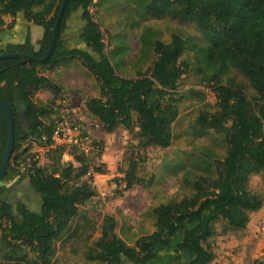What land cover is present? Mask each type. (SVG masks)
I'll use <instances>...</instances> for the list:
<instances>
[{
	"label": "trees",
	"instance_id": "obj_1",
	"mask_svg": "<svg viewBox=\"0 0 264 264\" xmlns=\"http://www.w3.org/2000/svg\"><path fill=\"white\" fill-rule=\"evenodd\" d=\"M110 1L124 4L136 17L147 21L152 17L158 0H71L61 24L57 48L50 61L22 64L17 59L0 61V96L15 114L16 143L9 171L0 184V264H54L56 243L76 236L82 221L88 222L82 210L98 195L92 186L91 164L85 155H76L73 164H61L63 151L49 150V168L35 163L30 170H21V145L29 137L49 138L53 134L48 120L55 114V103L61 88L41 69L68 65L80 60L101 85L102 97L86 103L88 113L96 118L105 131L113 133L122 127L137 131V138L145 148H170L175 135L173 124L178 120L182 98L176 91L187 71H194L213 88L218 97L216 113H205L198 125L207 133L214 131L227 144L223 161L210 149L194 156L186 172L184 184L193 190L180 201H171L150 209L155 220V232L141 237L131 247L116 234L117 221L106 216L101 236L95 248L86 254L88 264H153L158 248H170L175 262L183 256L186 264H212L216 258L211 248L214 225L223 220L235 230L247 229L251 215L264 205L260 195L249 190L251 177L264 173V0H160L172 3L187 18L208 17L210 26L204 32L205 45L187 42L174 35L169 44L161 42L152 28L142 35L143 56L153 51L155 59L147 72L138 79H125L117 74L116 62L106 54L104 33L95 21L97 11ZM64 0H0V37L12 30L16 21L33 23L44 29L39 49L31 36L21 44H0V56L25 54L43 58ZM81 14L84 22L81 47H66L64 35L74 15ZM5 16L14 21L7 24ZM193 52L194 61L182 58L186 50ZM115 50L113 59L125 53ZM238 59L256 96L249 99L241 90L225 85L230 73V56ZM49 90L55 94L52 103L35 101L36 93ZM57 114V113H56ZM23 118L27 127L23 125ZM54 121V120H53ZM9 140V123L0 108V169ZM36 156V155H33ZM101 173V170H96ZM194 176L192 180L190 176ZM30 180L32 188L50 202L41 211L33 212L26 206L17 208L1 200L11 192L10 183ZM125 191L135 186L151 188L153 180L139 176L138 164L131 162L125 178ZM74 182L73 186H69ZM28 249L34 259H28Z\"/></svg>",
	"mask_w": 264,
	"mask_h": 264
},
{
	"label": "rangeland",
	"instance_id": "obj_2",
	"mask_svg": "<svg viewBox=\"0 0 264 264\" xmlns=\"http://www.w3.org/2000/svg\"><path fill=\"white\" fill-rule=\"evenodd\" d=\"M92 12L104 33L105 52L112 62H116L117 74L125 79H138L139 73L147 72L155 59L154 52L149 51L148 56L140 61L143 56L142 35L146 28H152L156 37L165 44H169L174 35H179L189 47L192 43L205 45L204 32L210 26L208 17H184L175 5L160 0L154 5L152 17L145 22L140 21L135 12L124 4L113 1ZM5 20L9 24L12 17L5 16ZM34 28L35 31L44 33L42 27L35 25ZM124 49L125 53L114 60L115 50ZM229 60L231 69L225 77V85L234 90H241L249 99L254 98L256 92L242 71L238 59L231 55ZM182 61L193 62V52L186 50ZM41 72L53 79L61 88L55 103V114L45 122L52 123L57 114L66 107L74 108L84 120L96 146L85 155L91 164V174L83 181L93 178L91 184L97 189L98 195L82 208L87 213L88 222L82 221L83 228L78 234L56 243L54 264H88L86 254L95 248L106 216H113L116 219V234L134 247L138 239L151 235L156 230L155 220L149 213L150 209L171 201H180L193 193L191 188L185 186L184 180L194 156L207 149L218 153L220 161L226 156L228 146L223 138L214 131L203 133L198 125V118L202 114L217 112L218 97L213 88L204 82L203 77L194 71H187L178 84L176 94L182 98L181 113L173 124L175 135L173 145L167 149L145 148L137 138L138 129L129 132L120 127L113 133L105 131L102 124L93 118L86 108L89 100L99 99L102 94L101 85L82 61L74 60L68 65L54 69H41ZM54 98L55 94L52 91L41 90L36 93L35 101L50 104ZM22 122L24 127H27L24 118ZM33 152L38 157V166L49 168L51 163L46 144H38L33 148ZM76 155L82 153L75 151L72 156L62 155L61 164L79 167L75 161ZM131 162L138 164L139 176L146 181L153 180L151 188L135 186L125 191L126 185L122 180ZM96 170H101V173ZM190 177L194 179L193 175ZM73 185L74 182L69 186ZM9 186H13V189L24 187L26 192L31 188L29 180L22 183L15 181ZM249 190L260 195L264 201V173L251 177ZM42 198L33 200L32 207L35 211L40 210L44 202L46 204L50 202ZM15 215L19 217L17 210ZM262 222L264 205L259 212L251 215V221L245 230H235L223 220L217 222L214 225V237L210 242L216 255L212 264H264ZM24 251L28 254V259H34L28 249ZM158 255L163 264H186L190 260L184 255L182 262H175L174 253L170 248L159 247Z\"/></svg>",
	"mask_w": 264,
	"mask_h": 264
},
{
	"label": "built area",
	"instance_id": "obj_3",
	"mask_svg": "<svg viewBox=\"0 0 264 264\" xmlns=\"http://www.w3.org/2000/svg\"><path fill=\"white\" fill-rule=\"evenodd\" d=\"M53 134L48 145L49 138L31 136L21 145L19 155L23 156L21 163L22 170L31 172L33 165L38 162V157L33 152V148L38 144H46L48 150H61L63 155H71L75 151H80L88 155L96 146L91 135L87 131L84 120L78 115L74 108L66 107L55 117L53 123ZM264 229V222L261 223Z\"/></svg>",
	"mask_w": 264,
	"mask_h": 264
},
{
	"label": "crops",
	"instance_id": "obj_4",
	"mask_svg": "<svg viewBox=\"0 0 264 264\" xmlns=\"http://www.w3.org/2000/svg\"><path fill=\"white\" fill-rule=\"evenodd\" d=\"M14 19L12 18L11 23H13ZM35 24L33 23H27L22 20L16 21V25L12 30H7L4 32V34L0 37V44L1 45H10V44H21L27 41L28 36H31L32 44L35 46L36 49H39V41L43 39L44 33H40L39 30L35 31ZM84 22L82 19L81 14L74 15L70 22H69V29L64 35L65 45L66 47L73 49L77 48V44H79V48L81 47V34L83 32ZM30 183V180H29ZM31 188H29V192H26L25 188L23 187V190H20L21 187H15L12 188V192L17 191V199H21L25 202L26 206L29 210L33 212H39L41 211L42 207L46 204L44 202V205L41 207L40 210H34L32 207V202L34 199H41L42 196L39 195L30 185ZM18 189V190H17ZM43 199V198H42ZM7 203H10L8 200H4ZM130 246V245H129ZM175 257V256H174ZM175 259V258H174ZM186 259V258H185ZM124 264H130L128 262H125ZM154 264H163V262L160 260L159 255Z\"/></svg>",
	"mask_w": 264,
	"mask_h": 264
},
{
	"label": "water",
	"instance_id": "obj_5",
	"mask_svg": "<svg viewBox=\"0 0 264 264\" xmlns=\"http://www.w3.org/2000/svg\"><path fill=\"white\" fill-rule=\"evenodd\" d=\"M70 1L71 0H64L62 4V8L60 10V13L57 18L56 25H55V29L53 32L51 44L43 58L39 59L33 56L16 53V54H7V55L0 56V61L5 60V59H17V60H20L22 64H31V63H38L41 65L47 64L52 58V56L54 55V52L57 48V43H58L59 36H60L61 24H62L64 15H65L66 8L68 4L70 3ZM0 108L6 115L8 123H9V140H8V145H7L6 153L4 156V160H3V163L0 169V184H1V182L6 177L9 171L11 160L14 154V148H15V143H16V119H15V114L13 113L12 109L2 99L1 96H0Z\"/></svg>",
	"mask_w": 264,
	"mask_h": 264
},
{
	"label": "flooded vegetation",
	"instance_id": "obj_6",
	"mask_svg": "<svg viewBox=\"0 0 264 264\" xmlns=\"http://www.w3.org/2000/svg\"><path fill=\"white\" fill-rule=\"evenodd\" d=\"M20 190H23V188L21 187ZM17 191L16 192H10L8 193L5 197H2L1 200H8L10 203V205L13 207V213L15 214V211L17 210V208H19L21 205H26L25 202L21 199H17Z\"/></svg>",
	"mask_w": 264,
	"mask_h": 264
}]
</instances>
